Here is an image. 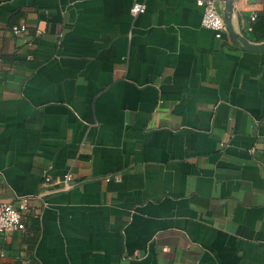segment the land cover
Returning a JSON list of instances; mask_svg holds the SVG:
<instances>
[{"label": "crops", "instance_id": "obj_1", "mask_svg": "<svg viewBox=\"0 0 264 264\" xmlns=\"http://www.w3.org/2000/svg\"><path fill=\"white\" fill-rule=\"evenodd\" d=\"M201 18L0 0V202L31 197L0 264H264V50ZM232 25L264 42V0Z\"/></svg>", "mask_w": 264, "mask_h": 264}, {"label": "built area", "instance_id": "obj_2", "mask_svg": "<svg viewBox=\"0 0 264 264\" xmlns=\"http://www.w3.org/2000/svg\"><path fill=\"white\" fill-rule=\"evenodd\" d=\"M224 0H195L197 6L202 9L201 24L203 27L211 29L217 38H220L223 33L228 32L220 6L223 5ZM240 0H231L232 8L238 7ZM145 11L144 3L135 2L131 7V12L136 15ZM256 14H253L250 19L254 20ZM251 29V28H250ZM10 31L14 35H19L26 32L25 24H15L10 27ZM110 176L106 177L108 180ZM113 179L118 180V176H112ZM49 181V178H45ZM59 189L66 190L73 186V177L70 172L66 173L61 180L56 181ZM30 196H18L13 201L0 202V235H6L13 231H22L25 229L24 213L28 209ZM2 249L0 247V255Z\"/></svg>", "mask_w": 264, "mask_h": 264}, {"label": "water", "instance_id": "obj_3", "mask_svg": "<svg viewBox=\"0 0 264 264\" xmlns=\"http://www.w3.org/2000/svg\"><path fill=\"white\" fill-rule=\"evenodd\" d=\"M232 13H233V8H232L231 0H224L222 16L232 40L235 43L239 44L242 48L249 51L264 50V42L252 43L245 36L235 31L232 25Z\"/></svg>", "mask_w": 264, "mask_h": 264}, {"label": "trees", "instance_id": "obj_4", "mask_svg": "<svg viewBox=\"0 0 264 264\" xmlns=\"http://www.w3.org/2000/svg\"><path fill=\"white\" fill-rule=\"evenodd\" d=\"M255 29H257V27L256 28H253V31H255ZM258 29H260V28H258Z\"/></svg>", "mask_w": 264, "mask_h": 264}, {"label": "rangeland", "instance_id": "obj_5", "mask_svg": "<svg viewBox=\"0 0 264 264\" xmlns=\"http://www.w3.org/2000/svg\"><path fill=\"white\" fill-rule=\"evenodd\" d=\"M220 12H221V10H220Z\"/></svg>", "mask_w": 264, "mask_h": 264}]
</instances>
